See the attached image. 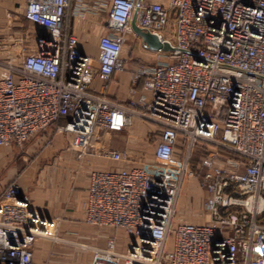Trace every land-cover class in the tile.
<instances>
[{"label": "built area", "instance_id": "built-area-1", "mask_svg": "<svg viewBox=\"0 0 264 264\" xmlns=\"http://www.w3.org/2000/svg\"><path fill=\"white\" fill-rule=\"evenodd\" d=\"M22 15L44 31L18 61L0 54V148L55 126L79 164L93 157L102 166L88 174L84 220L121 230L128 247L117 251L109 237L83 264H264V0H23ZM133 16L171 49L143 44L157 58L136 68L123 105L92 85L125 71ZM75 20L99 31L95 58L81 49ZM135 117L156 140L134 157L107 136ZM196 176L201 224L178 217L183 185ZM59 224L9 183L0 264H34L36 239H57Z\"/></svg>", "mask_w": 264, "mask_h": 264}, {"label": "crops", "instance_id": "crops-1", "mask_svg": "<svg viewBox=\"0 0 264 264\" xmlns=\"http://www.w3.org/2000/svg\"><path fill=\"white\" fill-rule=\"evenodd\" d=\"M22 3L23 0H0V29L4 28L11 13L22 14ZM75 31L81 49L95 58L99 31L89 29L79 20H75ZM137 39L143 43L140 37L135 38ZM123 55L127 59L125 71L113 73L105 83L95 79L92 88L94 92L103 88L107 98L127 105L131 97L129 90L132 74L145 60L132 55L126 47ZM156 58V54L147 55L148 63L145 64H153ZM64 122L65 120L61 121ZM107 137L111 148L128 150L134 157L150 152L156 140L154 126L137 117L133 119L132 126L121 132H109ZM66 143V135L51 126L38 132L26 144L25 152L33 155L30 159L17 154V144L0 148V192L9 183L16 182L23 196L41 216L60 221L57 239H36L32 248L34 264H83L93 257L95 250L105 246L109 237L115 238L117 251H125L128 247V238L121 230L85 222L88 174L92 169L102 166L93 157L79 164L73 152L66 149ZM111 167H120V164H113ZM189 179L183 186L178 217L197 224L205 223L208 215L202 210L201 201L206 194L198 188L195 178Z\"/></svg>", "mask_w": 264, "mask_h": 264}, {"label": "rangeland", "instance_id": "rangeland-1", "mask_svg": "<svg viewBox=\"0 0 264 264\" xmlns=\"http://www.w3.org/2000/svg\"><path fill=\"white\" fill-rule=\"evenodd\" d=\"M3 27L4 28L0 29V44H2V46L0 45V54L1 56H5L7 59H12L14 61H18L20 58V53H19L20 47L24 45L27 48L28 47L31 48L33 45L34 34L44 31L42 28L34 26L33 24L27 22L26 19L20 13H11L9 18L7 19V22L4 24ZM21 35L28 36V39L25 40L23 43L19 41ZM125 47L132 52V55L138 57L141 60H145L143 61L144 63L141 64L148 63V61L146 62L147 55L152 54V52L147 50L144 47L143 43L139 42V39L135 40L134 36L133 37L129 36L128 39L126 40ZM33 138H31L21 146L17 147V151L19 150L17 154L19 156L25 155L29 159L33 156L32 154L26 153L24 150L26 148V144H28ZM200 153L201 152L199 151L193 154V159L195 160V162L198 161V157ZM190 178H192L193 180L195 178L198 181L197 176L194 178L193 177ZM188 180L190 179H186L184 185L187 183ZM198 188L202 190L199 186V183H198ZM191 199L194 198L192 197Z\"/></svg>", "mask_w": 264, "mask_h": 264}, {"label": "water", "instance_id": "water-1", "mask_svg": "<svg viewBox=\"0 0 264 264\" xmlns=\"http://www.w3.org/2000/svg\"><path fill=\"white\" fill-rule=\"evenodd\" d=\"M131 27L134 33L141 38L143 44L151 51H156V50H163V51H168L170 50V46L168 43L160 42L159 39L157 38L156 35L146 32L138 28L135 24V16H133L132 21H131Z\"/></svg>", "mask_w": 264, "mask_h": 264}, {"label": "trees", "instance_id": "trees-1", "mask_svg": "<svg viewBox=\"0 0 264 264\" xmlns=\"http://www.w3.org/2000/svg\"><path fill=\"white\" fill-rule=\"evenodd\" d=\"M199 151L201 152L202 150L197 149L196 153L199 152ZM196 163H197V162H195V160L193 159V156H192V159H191V166H192L193 169H194V165H195ZM263 219H264V216H261V217L259 218V221L262 222Z\"/></svg>", "mask_w": 264, "mask_h": 264}]
</instances>
